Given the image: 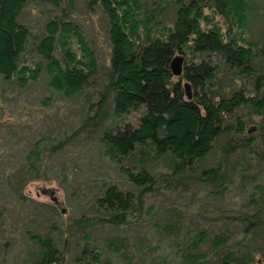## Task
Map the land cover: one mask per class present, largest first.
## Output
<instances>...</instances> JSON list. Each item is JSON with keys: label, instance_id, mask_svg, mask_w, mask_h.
<instances>
[{"label": "trees", "instance_id": "trees-1", "mask_svg": "<svg viewBox=\"0 0 264 264\" xmlns=\"http://www.w3.org/2000/svg\"><path fill=\"white\" fill-rule=\"evenodd\" d=\"M26 1L30 0H0L1 80L26 82L45 75L54 90L77 97L93 85L91 79L99 75V67L105 69L101 73L104 83L96 89V100L86 99L82 109L86 114L78 127L51 149L59 148L81 129L102 125L97 128L101 152L124 177L117 174L94 184L87 212L72 218L68 225L62 224L59 235L52 231L56 227L52 223L29 233L36 249L30 252L27 264H62L65 255L58 244L64 246L73 235L81 239L74 242L81 244L75 260L81 264L100 262L102 249L93 244L86 227L129 223L145 195L162 186L175 189L184 186L185 181L195 180L206 194L224 190L231 180L224 161L254 140V136L247 135L239 112L248 109L249 114H260L257 128L264 129V43L251 40L247 34V0H88L92 9L101 8L107 19L106 64L97 60L95 50L79 36L71 21L55 17L42 25L39 36L32 34L31 27L21 19ZM45 1L54 7L62 2ZM211 10L221 17L220 22H213V14L208 13ZM166 11L173 14L169 22L163 20ZM29 43L44 65L22 59ZM175 53L187 55L189 60L179 76L173 75L169 66ZM221 67L234 71L247 83L229 90L234 75L228 73L229 81L223 84L219 80L217 85ZM185 81L190 84V97L185 94ZM216 85L219 90L213 88ZM130 112L139 114L136 124L119 122V117ZM234 117L233 126L227 121ZM231 132L238 133L237 139L231 138ZM226 135L230 138L222 145V161L215 163L219 142ZM261 138L264 143V135ZM41 152L39 142L35 143L25 155L26 174L22 172L12 180L20 200L26 199L21 188L27 174L38 177ZM258 157L264 159V153ZM157 162L163 163L167 171L156 170ZM118 181L127 182L128 187ZM257 187L259 196L250 193L247 200L253 207L237 218L244 223L241 236L231 242L230 235L222 231L209 237V249L191 252L188 249L200 248L207 236L204 231L198 232L196 240L186 246L184 257L188 264H208L211 259L210 264H257L256 250L245 243L250 234L263 232L264 228V200L260 199L264 193L262 187ZM41 205L49 212H57L55 206ZM162 211L165 210L159 213ZM176 220L168 216L162 231L172 232ZM114 243L112 240L111 249L116 252L126 248ZM232 245L243 250H227ZM121 258L126 262L132 259L130 255ZM167 261L160 263L176 264Z\"/></svg>", "mask_w": 264, "mask_h": 264}, {"label": "rangeland", "instance_id": "rangeland-1", "mask_svg": "<svg viewBox=\"0 0 264 264\" xmlns=\"http://www.w3.org/2000/svg\"><path fill=\"white\" fill-rule=\"evenodd\" d=\"M247 1V7L250 9L246 18L249 32L247 34L251 40L264 43L262 35L264 0ZM92 8L88 0H62L58 7L45 0H30L25 2L21 19L31 27L32 34L38 36L42 33V25L49 19L56 17L71 21L72 25L77 26L79 36H83L84 41L95 50L97 60L101 64H106L107 19L101 8L95 10ZM63 11L67 13L62 14ZM208 13L213 14V22H220L221 17L214 14L213 10ZM172 18L173 14L169 11L163 15L165 22ZM27 45L22 59L25 62H39L44 65L32 45L30 43ZM186 56L183 64L189 61ZM221 69L216 84L219 80L220 83H227L231 76L228 73L234 75L233 81H229L233 86L229 90L238 84L247 83L241 76L234 74V71L228 72L225 67ZM103 70L105 69L99 67V75L91 79L93 85L77 97H67L54 90L45 75L26 82H19L17 79L5 82L0 78V264L29 263V254L36 249L29 233L41 230L44 224L52 223L56 226L52 231L55 236L59 235L62 224L68 225L72 218L87 212L93 200L94 184L105 177H116L117 174L119 178L124 179L114 164L101 152L103 147L99 144L97 128L101 129L102 125L96 124L97 126L93 128L81 129L62 146L55 150L51 149V145L58 143L59 140H65L71 130L78 127L86 114V111H82L87 103L86 99L96 100V89L104 83L101 77L104 75L101 74ZM217 85L213 88L218 89ZM226 87L230 88L228 85ZM220 93L224 91L221 90ZM248 111L243 109L239 115L244 120L247 135L254 136V140L244 150L237 151L224 161L228 178H231L224 190L220 193L206 194L202 184L191 180L185 181L184 186L179 185L175 189L162 186L148 192L139 211L133 212L129 223L121 225L97 223L86 227V231H89L94 239L93 244L102 249L100 262L91 264H162L160 262L165 260L170 263L188 264L184 257L187 252L186 246L196 240L198 232L204 231L207 236L200 248L193 250L190 247L188 250L191 252L209 249V237L222 231L230 235L231 242L239 238L244 223L237 218L242 211L253 207L247 203L249 194L258 197L260 191L257 186L262 187L261 192L264 193V159L258 157L260 153H264L261 138L264 129L257 128L260 114H249ZM138 116V113L130 112L118 120L136 124ZM235 121L236 117L230 118L227 122L234 126ZM230 136L237 139L238 133L231 132ZM230 136L226 135L220 140V146L218 145L220 152L216 153L213 160L215 163L222 161L221 148ZM38 142L40 152L42 151L38 177H33L32 173L27 174L28 179L21 188L26 199L20 200L15 195L12 180L22 172L26 174L25 155ZM245 165H249V168L246 169ZM155 169L167 171L165 165L158 162ZM119 184H123L124 188L128 187L125 181ZM53 195L63 204L65 212H61L53 202L51 199ZM260 199L264 200V197ZM41 204L55 206L57 212H49L47 207ZM262 207L264 214V206ZM160 209L165 211L159 213ZM168 216L177 219L174 230L169 232L170 230L165 229L163 232L162 226ZM262 231L253 232L245 242L253 245V249L256 250L257 264H264L262 255L264 228ZM80 240L73 235L66 240L64 246L58 244L65 255L62 264H81L79 260H75L79 256L81 244L74 245L75 241ZM112 240L115 241L114 244L124 241L121 244L127 249H120L118 252L112 250ZM4 242H7V245L3 246ZM227 250L243 249L232 245ZM124 255L128 257L130 255L131 261L126 262L121 258ZM211 260L208 264L212 262Z\"/></svg>", "mask_w": 264, "mask_h": 264}, {"label": "water", "instance_id": "water-1", "mask_svg": "<svg viewBox=\"0 0 264 264\" xmlns=\"http://www.w3.org/2000/svg\"><path fill=\"white\" fill-rule=\"evenodd\" d=\"M183 62H184V56L182 55V53H175L172 57V59L170 60L169 66L171 69V73L175 76H179L182 72V68H183ZM184 89H185V94L187 97L191 96L190 93V84L189 82L185 81L183 83ZM51 199L54 201L55 204H57V206L59 207L61 212H65V208L63 207V204L57 200V197L55 195L51 196Z\"/></svg>", "mask_w": 264, "mask_h": 264}, {"label": "flooded vegetation", "instance_id": "flooded-vegetation-1", "mask_svg": "<svg viewBox=\"0 0 264 264\" xmlns=\"http://www.w3.org/2000/svg\"><path fill=\"white\" fill-rule=\"evenodd\" d=\"M54 202V201H53Z\"/></svg>", "mask_w": 264, "mask_h": 264}]
</instances>
